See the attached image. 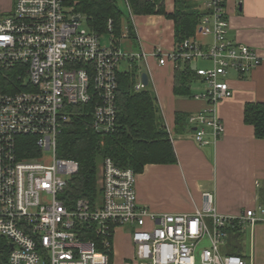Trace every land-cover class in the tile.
Wrapping results in <instances>:
<instances>
[{
  "label": "built area",
  "instance_id": "2783aa9c",
  "mask_svg": "<svg viewBox=\"0 0 264 264\" xmlns=\"http://www.w3.org/2000/svg\"><path fill=\"white\" fill-rule=\"evenodd\" d=\"M196 1L203 14L194 34L170 50L157 47L151 54L159 65L210 63L193 65L204 84L193 98L204 100L206 108L188 117L194 140L204 145L209 142L206 128L213 140L224 131L215 105L233 94L226 74H249L264 57L228 38L227 0ZM77 2L12 0L0 14V75L5 79L0 87V236L10 243L7 263L114 264V240L121 232L132 249L124 264H251L224 253L223 247L229 227L264 221L260 206L261 217L255 209L222 215L207 195L204 206L193 213L155 212L138 202L137 174L110 158L99 166L98 197L67 204L66 189L79 164L57 156L56 146L71 119L70 108L92 104V129L112 130L118 64L144 57L120 49V41L130 39L125 24L119 39L111 18L105 33L81 28L84 15L74 12ZM119 3L132 22L128 0ZM143 88L138 73L134 89ZM23 145L28 149L24 153Z\"/></svg>",
  "mask_w": 264,
  "mask_h": 264
},
{
  "label": "crops",
  "instance_id": "0c3cea01",
  "mask_svg": "<svg viewBox=\"0 0 264 264\" xmlns=\"http://www.w3.org/2000/svg\"><path fill=\"white\" fill-rule=\"evenodd\" d=\"M164 6L172 11L173 0L164 1ZM225 10L228 38L254 48L264 57V0H227ZM132 24L136 38L131 41L138 47L136 52L144 55L135 59L141 66L138 73L145 71L148 75V86L156 96L176 156L175 163L146 164L136 175L138 202L155 212L193 213L204 206L209 195L212 206L222 215L235 216L255 209L256 216L261 217L258 207L264 208V139L255 137L243 113L246 102H264V63L249 74L228 79L233 94L215 105L224 131L213 140L210 128H206L209 142L200 145L194 140V126L188 117L206 108L204 100L193 98L203 91L204 84L196 79L195 88L191 84L188 94H175V64L159 65L151 54L157 47L174 48L173 21L161 14H145L133 15ZM198 63L210 64L200 61L193 65ZM176 113L187 115L182 133L174 129ZM246 229L247 246H243L241 234L238 251L248 263L264 264V221L246 225Z\"/></svg>",
  "mask_w": 264,
  "mask_h": 264
},
{
  "label": "trees",
  "instance_id": "16d2710c",
  "mask_svg": "<svg viewBox=\"0 0 264 264\" xmlns=\"http://www.w3.org/2000/svg\"><path fill=\"white\" fill-rule=\"evenodd\" d=\"M133 15L161 14L173 21L175 44L194 34L203 12L193 0H173V10H165L163 0H128ZM74 12L86 17L87 26L97 32L107 31V21L112 19V32L119 39L122 25L128 28L130 40L136 38L129 13L119 6V0H78ZM119 41L117 42V44ZM130 68L118 71L116 92V118L114 128L98 133L91 127L92 104L75 105L70 108L71 119L57 139L56 154L69 158L79 164L66 189L67 204L73 200L87 198L94 201L99 190L97 177L99 166L105 158H110L121 168H130L141 173L146 164H170L176 156L169 133L160 113L156 96L147 87L134 89L136 75L141 66L135 59L130 60ZM198 79L194 66L189 61H179L174 69V93L188 94L190 85ZM5 84L0 75V87ZM185 114H175V132L182 133L187 127ZM244 122L252 125L256 138L264 139V102H246L243 113ZM26 152L28 149L22 147ZM23 152V153H24ZM24 156V155H23ZM241 228H228V236L223 252L237 254ZM10 243L0 236V264H8Z\"/></svg>",
  "mask_w": 264,
  "mask_h": 264
},
{
  "label": "rangeland",
  "instance_id": "374dc122",
  "mask_svg": "<svg viewBox=\"0 0 264 264\" xmlns=\"http://www.w3.org/2000/svg\"><path fill=\"white\" fill-rule=\"evenodd\" d=\"M168 1V0H165ZM12 0H0V13H3L4 9L8 10L10 7ZM193 2L195 4H198V2L196 0H193ZM4 6V7H3ZM120 8L123 10V12L126 14V8L124 7V5L122 3H119ZM82 23H81V28L83 29H88L86 21L84 19V16L82 17ZM145 30V29H144ZM106 38H103L102 40L104 41ZM209 40V39H208ZM120 49L122 50L123 53H130V52H136L138 47L135 43H133L130 39H123L120 41ZM200 62V61H198ZM197 64V62H195ZM199 64V63H198ZM199 65H203L199 64ZM130 68V62L126 59L122 60L119 64H118V69L120 71H125L128 70ZM235 76V73L233 71H229L225 78L230 79L233 78ZM195 84L196 81H194L192 83V87L195 88ZM147 88L150 89V87L147 85ZM242 230V237H241V242L243 243V246L246 245L247 246V242H248V229H246V226L241 229ZM114 248H115V255H114V264H124V260L123 258L125 257H129L131 255V244L129 243V240L121 233H117L115 236V240H114Z\"/></svg>",
  "mask_w": 264,
  "mask_h": 264
},
{
  "label": "water",
  "instance_id": "95a60500",
  "mask_svg": "<svg viewBox=\"0 0 264 264\" xmlns=\"http://www.w3.org/2000/svg\"><path fill=\"white\" fill-rule=\"evenodd\" d=\"M140 79H141L142 84L146 87L148 85V75L145 71H142L140 73Z\"/></svg>",
  "mask_w": 264,
  "mask_h": 264
}]
</instances>
